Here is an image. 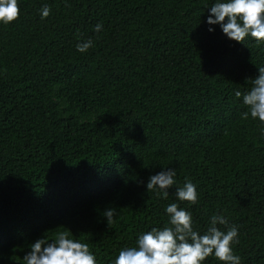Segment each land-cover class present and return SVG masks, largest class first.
<instances>
[{
  "label": "trees",
  "instance_id": "trees-1",
  "mask_svg": "<svg viewBox=\"0 0 264 264\" xmlns=\"http://www.w3.org/2000/svg\"><path fill=\"white\" fill-rule=\"evenodd\" d=\"M215 3L18 0L19 19L0 24V264H23L58 231L114 264L139 235L170 226L171 203L200 234L223 215L241 264H264V124L242 118L264 43L209 25ZM169 168L167 198L148 192ZM187 180L195 205L176 196Z\"/></svg>",
  "mask_w": 264,
  "mask_h": 264
},
{
  "label": "clouds",
  "instance_id": "clouds-1",
  "mask_svg": "<svg viewBox=\"0 0 264 264\" xmlns=\"http://www.w3.org/2000/svg\"><path fill=\"white\" fill-rule=\"evenodd\" d=\"M207 23L219 25L222 32L233 41L244 43L251 36L257 44L264 43V0H216L209 8ZM50 7L44 5L41 18L50 15ZM18 0H0V24L9 25L19 19ZM102 24L95 26L96 32L102 31ZM209 31H214L209 28ZM245 44V43H244ZM93 41L87 39L76 45L77 51L87 52ZM259 75L251 81L249 91L243 94V104L248 109L242 118L258 119L264 124V67H258ZM236 91L235 96L241 97ZM176 172L162 169L149 177L146 185L148 192H156L159 197L167 198L174 185ZM177 198L191 205L198 203L196 186L187 180L183 187L176 190ZM169 225L163 229L152 228L139 235L136 246L122 249L114 264H203L210 256L223 264H241L240 257L233 252V243H239L238 228L232 225L227 231L217 225L228 226L223 215H213L206 233L193 229V218L189 211L181 209L176 203L167 206ZM109 228L114 223L115 209L103 213ZM23 264H97L95 256L87 243L70 238L69 231H58L50 239L47 235L30 245V251L23 256Z\"/></svg>",
  "mask_w": 264,
  "mask_h": 264
}]
</instances>
